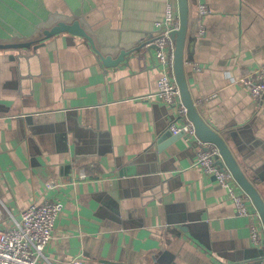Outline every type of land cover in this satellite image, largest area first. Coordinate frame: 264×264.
<instances>
[{"label": "crops", "instance_id": "1", "mask_svg": "<svg viewBox=\"0 0 264 264\" xmlns=\"http://www.w3.org/2000/svg\"><path fill=\"white\" fill-rule=\"evenodd\" d=\"M168 1L180 15L179 0H0L2 223L12 226L33 201L64 205L39 264L261 260L252 220L196 166V146L169 131L176 109L141 97L161 77L146 42ZM199 1L188 0V87L264 200V99L237 81L264 63V0H203L202 36ZM61 21H79L95 48L67 33L44 38ZM18 44H30L23 66L8 52ZM135 48L145 61L99 64V53Z\"/></svg>", "mask_w": 264, "mask_h": 264}, {"label": "built area", "instance_id": "2", "mask_svg": "<svg viewBox=\"0 0 264 264\" xmlns=\"http://www.w3.org/2000/svg\"><path fill=\"white\" fill-rule=\"evenodd\" d=\"M208 13L207 5L200 0L199 36L205 34L203 19ZM180 24V15L176 13L173 3L168 1L164 19L156 22L155 34L146 42L148 47L156 48L152 61L154 66L161 68V77L158 80L157 90L141 97L159 101L176 109L179 117L173 116L169 131L176 136H182L189 144L196 146V166L208 176L215 178L227 192L228 199L235 206L238 215L247 216L252 220L250 226L252 241L255 245L264 246L262 220L255 207L250 205V198L241 189L231 171L219 165L221 156L218 147L200 140L193 123L185 119L187 110L174 73L176 40L173 33L179 30ZM237 81L250 96L258 100L264 99V63L254 72L242 76ZM80 179H86L84 172H81ZM58 185L54 181L47 184L49 189ZM63 208V203L57 199L33 201L21 211L19 220H15L8 228H4L3 218L0 216V264H39L44 258L45 249L55 238L56 225ZM258 262L250 264H264V259ZM72 264H80V260H72Z\"/></svg>", "mask_w": 264, "mask_h": 264}, {"label": "water", "instance_id": "3", "mask_svg": "<svg viewBox=\"0 0 264 264\" xmlns=\"http://www.w3.org/2000/svg\"><path fill=\"white\" fill-rule=\"evenodd\" d=\"M179 13H180V28L173 33L176 40L175 49V60H174V73L176 81L181 93L183 104L187 110V117L193 123L197 136L200 140L206 143H212L216 145L220 151L221 159L219 160V165L221 167H226L231 171L235 180L241 187V189L248 195L253 206L259 213L262 224L264 227V200L258 190L256 189L253 182L247 177L246 173L241 168L240 164L237 162L232 151L230 150L228 144L226 143L224 136L219 132L215 131L210 127L199 114L194 100L192 99L188 83L186 80L185 73V61H184V46L186 41L187 29H188V0H179ZM67 33L72 37L79 36L85 38L94 47V42L92 37L87 33V31L81 26L79 21H73L71 23L58 22L52 28L44 31V38H50L57 34ZM30 44H18L10 46L8 50L9 54L20 61V65L23 66L27 62L28 56L31 54L29 51ZM138 51V48L131 50L129 52L122 51L120 55L113 59L111 56H103L99 53V64L101 66H117L120 63H125L126 65H132L135 59L146 60L145 54H133ZM173 118V117H172ZM257 146L258 143H253ZM184 231H186V228ZM263 253L260 255L261 259H264V247L262 248ZM259 263V262H258Z\"/></svg>", "mask_w": 264, "mask_h": 264}]
</instances>
